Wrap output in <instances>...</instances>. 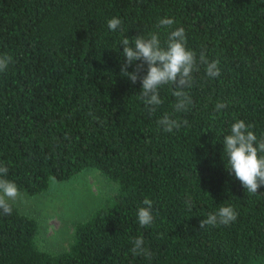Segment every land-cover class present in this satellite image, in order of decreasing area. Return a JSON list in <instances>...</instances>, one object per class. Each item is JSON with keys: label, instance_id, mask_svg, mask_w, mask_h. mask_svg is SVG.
<instances>
[{"label": "trees", "instance_id": "1", "mask_svg": "<svg viewBox=\"0 0 264 264\" xmlns=\"http://www.w3.org/2000/svg\"><path fill=\"white\" fill-rule=\"evenodd\" d=\"M113 17L122 21L116 31L107 27ZM162 18L175 22L158 29ZM177 27L197 57L219 62L220 75L207 79L201 65L187 113L175 112L165 86L149 114L137 99L139 79L120 75L121 41L157 32L166 46ZM3 55L12 57L0 72L3 178L35 194L90 167L116 186L73 224L60 252L37 244L32 215L14 204L11 215L0 210V264H264V186L248 193L223 152L237 119L253 125L258 141L264 136V0H0ZM217 102L227 107L217 113ZM165 113L188 124L166 133L157 125ZM145 198L154 220L141 227ZM222 205L236 221L200 229ZM141 236L148 256L130 251Z\"/></svg>", "mask_w": 264, "mask_h": 264}, {"label": "clouds", "instance_id": "2", "mask_svg": "<svg viewBox=\"0 0 264 264\" xmlns=\"http://www.w3.org/2000/svg\"><path fill=\"white\" fill-rule=\"evenodd\" d=\"M174 22L172 18H162L158 21L157 28H171ZM121 23L119 18L113 17L107 21V27L110 31H116L120 29ZM165 43L166 46L161 45L157 32L149 33L147 37L136 35L131 43L129 38L125 37L121 41L124 62L120 75L127 77L133 84L139 79L141 90L137 99L143 103L149 114L154 113L157 107L162 104L160 89L165 86H170L171 94L176 98L173 105L175 112L187 113L192 99L186 90L192 87V74L199 72L203 65L207 79L217 78L220 75L219 62L209 61L204 51H201L197 57L195 51L188 49L183 27H177L170 31ZM11 62V56H0V72L6 71ZM133 64H135L134 70L126 71ZM145 70L146 74L141 76L140 73ZM226 107L225 103L217 102L215 111L219 113ZM187 124V119L177 120L168 113L163 114L157 120V125L166 133H172L173 130L179 131L183 125ZM252 127L253 125L246 124L239 119L232 123L230 134L223 138V152L227 156L229 174H234L248 193L256 194L258 189L264 186V155H260V153H264V136L258 141L256 135L250 131ZM7 172L8 168L0 165V210L5 215H11L13 202L22 199V193L13 181L3 178ZM142 204L144 206L137 210V220L141 227H148L154 220L153 202L145 198ZM192 206V198L188 195L186 196V207L191 211ZM237 215L231 205H222L214 212L208 213L206 218L201 219L199 226L200 229H205L208 226H229L236 221ZM144 243L142 236L136 237L132 241L131 253L133 255H150L144 247Z\"/></svg>", "mask_w": 264, "mask_h": 264}, {"label": "rangeland", "instance_id": "3", "mask_svg": "<svg viewBox=\"0 0 264 264\" xmlns=\"http://www.w3.org/2000/svg\"><path fill=\"white\" fill-rule=\"evenodd\" d=\"M115 183L97 168H84L62 180H52L39 193L22 190V199L13 202L37 223V244L48 251L67 249L73 238V224L87 217L114 192Z\"/></svg>", "mask_w": 264, "mask_h": 264}]
</instances>
